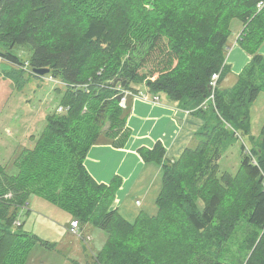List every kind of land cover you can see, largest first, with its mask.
<instances>
[{"label":"trees","instance_id":"16d2710c","mask_svg":"<svg viewBox=\"0 0 264 264\" xmlns=\"http://www.w3.org/2000/svg\"><path fill=\"white\" fill-rule=\"evenodd\" d=\"M261 1L0 0V56L24 70L15 48L32 50L29 72L50 68L65 85L57 90L67 108L46 117L18 173L0 164V264H27L40 242L20 219L33 195L108 233L101 264H264V127L261 138L251 127V106L264 91ZM234 18L244 23L238 43L252 58L224 88ZM216 72L215 100L204 106ZM142 91L165 95L204 124L179 159L160 141L140 148L162 166L163 188L158 214L129 222L112 209L122 178L99 183L85 160L94 144H126L130 108L122 99ZM241 137L251 144H242L232 173L220 159ZM243 224L249 230L233 248Z\"/></svg>","mask_w":264,"mask_h":264},{"label":"rangeland","instance_id":"374dc122","mask_svg":"<svg viewBox=\"0 0 264 264\" xmlns=\"http://www.w3.org/2000/svg\"><path fill=\"white\" fill-rule=\"evenodd\" d=\"M231 28L230 41L233 42L244 23L234 18ZM15 50L26 62L32 55L27 47L17 46ZM24 70L15 69L13 63L0 56V164L10 174L19 172V156L23 150L34 146L47 123L46 117L67 111L59 105L61 94L57 89L63 90L65 86L60 78H54L51 73L32 74L29 67ZM251 127L255 138H261L264 91L251 106ZM243 143L249 146L251 141L241 137L226 149L220 159L223 169L237 172ZM7 195L11 197L12 193ZM29 202L30 209L20 219L24 222L23 229L35 234L40 242L35 245L27 264H101L98 255L108 238L105 230L87 223L82 233L76 235L68 229L71 218L65 210L41 196L33 195ZM241 230L233 248L249 227L243 224Z\"/></svg>","mask_w":264,"mask_h":264},{"label":"crops","instance_id":"0c3cea01","mask_svg":"<svg viewBox=\"0 0 264 264\" xmlns=\"http://www.w3.org/2000/svg\"><path fill=\"white\" fill-rule=\"evenodd\" d=\"M241 32L242 29L236 34V40L231 42L226 59L231 71L221 87L233 86L252 58L238 43ZM260 52L264 55V44ZM124 97L122 105L130 108L127 128L131 134L128 141L122 147L112 143L94 144L88 152L85 166L99 183L109 184L115 176L122 178L112 209H117L127 221L135 222L141 214H158L157 199L163 188L162 166L145 161L140 148H153L160 141L170 160L179 159L204 124V118L178 107L165 95H161L159 102L139 94Z\"/></svg>","mask_w":264,"mask_h":264},{"label":"built area","instance_id":"2783aa9c","mask_svg":"<svg viewBox=\"0 0 264 264\" xmlns=\"http://www.w3.org/2000/svg\"><path fill=\"white\" fill-rule=\"evenodd\" d=\"M263 6H264V1H261L259 3V7L262 8ZM26 67H29V62L28 61L26 62V64L22 68L25 69ZM219 77H220V72L213 73L212 78H211V82H210L211 88H212V92H211V95L209 96V98L207 99V101L203 102L204 106H206L210 102H214V100H215V90H216V87L218 86ZM126 95H127V93H126ZM139 95L142 96L145 99H150V100L155 101V102H159L160 101V96H158V95H149V94L144 93V92H141ZM124 101H125V97H123V99H122V104L124 103ZM247 151L249 152V148H247ZM255 161L256 160H254V162ZM6 197H9V195H6ZM16 223L20 224L21 221L18 220ZM68 227H69L68 229L70 230V232H73L76 235H80L82 233V229H81L79 220H77V219L71 220L69 225H68Z\"/></svg>","mask_w":264,"mask_h":264},{"label":"water","instance_id":"95a60500","mask_svg":"<svg viewBox=\"0 0 264 264\" xmlns=\"http://www.w3.org/2000/svg\"><path fill=\"white\" fill-rule=\"evenodd\" d=\"M33 72L38 75H45L51 72L50 68H34Z\"/></svg>","mask_w":264,"mask_h":264}]
</instances>
